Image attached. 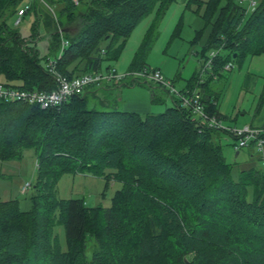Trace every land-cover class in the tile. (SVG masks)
I'll return each instance as SVG.
<instances>
[{
  "label": "trees",
  "instance_id": "obj_1",
  "mask_svg": "<svg viewBox=\"0 0 264 264\" xmlns=\"http://www.w3.org/2000/svg\"><path fill=\"white\" fill-rule=\"evenodd\" d=\"M23 1L0 0V75L21 82L20 88L51 92L58 80L49 72L50 59L45 56L43 64L37 48L8 24ZM174 1L89 0L80 11L72 0H59L79 30L51 33V50H60L63 39L69 42L56 55L58 75L72 80L101 72L104 59L119 58L123 47L115 49L117 40L126 41L156 6L163 13ZM205 5L213 31L199 72L182 92L198 90L206 112L223 120L209 83L227 64L264 55V0L252 13L238 0ZM219 48L202 74L208 54ZM150 49L151 36L129 72L150 69ZM134 85L151 90L153 105L161 102L156 86L167 91L126 81L91 87L60 108L0 103V160L20 159L32 148L38 168L30 210L22 211L16 200L0 202V264H264V169L257 167L262 155L251 153L249 167L235 170L224 157L222 131L201 127L177 98L162 114L141 115L100 96ZM84 170L122 184L112 207L90 209L81 199L58 198L60 177ZM93 218L97 225L90 229ZM56 225L65 227L66 251L54 235ZM84 240L96 244L91 258Z\"/></svg>",
  "mask_w": 264,
  "mask_h": 264
},
{
  "label": "rangeland",
  "instance_id": "obj_2",
  "mask_svg": "<svg viewBox=\"0 0 264 264\" xmlns=\"http://www.w3.org/2000/svg\"><path fill=\"white\" fill-rule=\"evenodd\" d=\"M58 1L51 0L50 3H46L44 0H24L22 8L25 9L34 5L36 6L35 10L28 11L21 19L19 25H17L18 16H13L8 20V24L19 32L30 46L37 48L42 60L45 56H48L50 60H54L56 55L58 57L61 56V48L57 51L50 49L51 33H59L62 37L65 34L63 32L64 29H70L72 33L79 30L78 20L70 22L67 15L63 14V6L56 3ZM189 1L175 0L163 13L156 6L153 12L135 28L126 41L122 38L114 43L115 49L123 47L120 56L117 60L112 61L104 59L101 72L106 74L107 68H110L115 69L119 75L127 74L139 49L151 36V49L147 59L151 71L160 70L166 80L174 82V87L177 91L184 90L187 82L201 68V62H203L201 52L208 45L213 31L212 25L204 19L205 4L210 0H199L203 3L202 6L195 3L188 4ZM88 3L89 0H85L83 5L80 6L79 1L77 5H79L80 11L85 9ZM35 32H37V35H34ZM42 63L44 64L45 61L43 60ZM238 71L239 67L233 65V70L226 72ZM242 72L263 76L264 55L246 58ZM216 81L214 87L223 94L220 104L223 113L227 115V119L222 120V126L244 128L246 125H250L251 121L246 116L238 119V121H234V119L240 109L242 111L248 110L249 112L250 109L252 112L256 110L255 108L258 105L253 99L261 92L263 80H260L256 94H251L245 89L243 86L244 79H240V82L237 81L238 83L236 82L234 88H232L231 78H229L228 82L225 78H217ZM0 82L11 86L21 85V82L7 80L3 75H0ZM156 87L161 102L155 105L151 103V93L147 86L119 87L120 90L114 92V95L100 94V96L109 97L112 103L117 106L119 102L118 108L120 110H122V103L147 105L151 107L150 114L159 115L174 105L173 98H175V95L168 93V89L166 91L159 86ZM230 88L233 89V93ZM253 105L254 108L252 107ZM220 144L223 147L226 162L231 166L233 165L235 170L249 167L247 164L250 162V154L257 153L256 150L249 148L239 151L240 153L237 156L238 151L235 145L238 144V141L223 131L220 135ZM256 156L258 159L260 158L258 155ZM257 167L264 169L263 161H258ZM37 175V153L35 149H25L20 159L0 160V202L16 200L19 202L22 211L30 210V197ZM108 180L106 176H94L87 170L83 172L69 171L58 180L55 193L62 200L81 199L90 209L98 207L106 209L112 207L116 192L122 188V184L116 181L115 177L108 178ZM182 183L183 181H181ZM30 184L31 187L24 191L25 187ZM96 225V221L93 218L90 229L95 228ZM53 232L57 236L62 250L66 251L67 237L65 227L56 225ZM83 248H85L87 257L91 258L96 244L94 241L84 240Z\"/></svg>",
  "mask_w": 264,
  "mask_h": 264
},
{
  "label": "built area",
  "instance_id": "obj_3",
  "mask_svg": "<svg viewBox=\"0 0 264 264\" xmlns=\"http://www.w3.org/2000/svg\"><path fill=\"white\" fill-rule=\"evenodd\" d=\"M74 3H78L79 0H72ZM241 4H247V13H252L256 10L258 6L257 0H238ZM30 10V6L21 8L17 21V25L20 24L21 19ZM69 42L65 39L62 41L61 46V56L68 46ZM222 48L214 50L210 54L208 62L204 65L202 69V74L206 73L213 66L214 59L220 54ZM60 56V57H61ZM58 57V58H60ZM56 58L50 60L48 63L49 72L57 77L58 88L51 91H39V90H29L25 88H20L18 86L6 85L0 82V103H15L21 102L28 105L38 106L41 109L48 110L54 108L62 107L69 99L76 95H82L87 89L95 86H103L106 84L113 83H124L128 80L129 82L141 83V84H156L169 90V93L175 95V98L180 100L183 107L191 109L195 119H197L198 124L201 127L208 126L209 128H214L223 132H227L233 138L238 141L235 145L236 150L239 152L243 149H249L253 147L258 154L262 155V161L264 166V127L257 128L252 126H245L244 128L237 127H223L222 120L211 117L205 110L202 103V97L198 90L193 92L187 91L183 93L182 91H177L174 87L173 82L166 80L160 70L151 71L150 69H144L138 72H128L125 75H119L115 69H110L106 74L102 72H95L91 74L82 75L69 80L65 77L58 75L56 71ZM225 71H231L233 69L232 64H227L225 66ZM31 185H27L24 189L28 190Z\"/></svg>",
  "mask_w": 264,
  "mask_h": 264
},
{
  "label": "crops",
  "instance_id": "obj_4",
  "mask_svg": "<svg viewBox=\"0 0 264 264\" xmlns=\"http://www.w3.org/2000/svg\"><path fill=\"white\" fill-rule=\"evenodd\" d=\"M259 1L260 0H258V2ZM202 61H203V59H202ZM245 61H246V59H244L243 62L240 63V64L239 63L234 64V66L237 65L239 67V71L238 72L227 73L226 71H221L220 77H218V78H221V79L225 78V80L227 82L229 81V78H231L232 79V88L235 87V84H236L237 81L240 82V79H242V80L244 79V81H243V84L244 85L243 86L251 94H254V93L256 94V89H257V87H259L260 80H263V86L261 85V87H262L261 88V92L258 95H256L254 97V99H253V100H255L256 105H258L255 108L256 110L254 112H252V110L250 109V112H249L248 110H243L242 111L240 109V111L238 112V114L236 115V117L234 119V121H238V119L246 116L251 121V124L250 125H246V126L263 128L264 127V101H262V99H264V75L263 74H259V75H263V76H257V75L250 74V72H245V73L242 72L243 65H244ZM201 63H203V62H201ZM198 72L199 71L197 70V72L195 73V75ZM215 82H217L216 81V78L213 79V81H211L209 83V86H208V90L207 91H210L211 92V95H212V97L214 99L217 98L219 111L223 115V119H227V115H225L223 113L222 106L220 104V99H221V97H222L223 94L221 92H219V91L216 90V87H214ZM135 86H141V85H135ZM143 87H146V86H143ZM124 88H131V86H129V87L128 86H125ZM232 88H230V91H232V93H233V89ZM119 90L120 89H118L117 91H119ZM149 91L151 93V103H152V92H151L150 89H149ZM207 94H208V92H207ZM121 107H122V111L127 112V113H135V114H141V115H148V114L151 113V111H150L151 110V107L150 106H147V105H135V104H125V103H122L121 104ZM252 107L254 108V105Z\"/></svg>",
  "mask_w": 264,
  "mask_h": 264
},
{
  "label": "water",
  "instance_id": "obj_5",
  "mask_svg": "<svg viewBox=\"0 0 264 264\" xmlns=\"http://www.w3.org/2000/svg\"><path fill=\"white\" fill-rule=\"evenodd\" d=\"M64 33H69L70 32V29H64L63 30ZM239 155V153L237 152V156Z\"/></svg>",
  "mask_w": 264,
  "mask_h": 264
}]
</instances>
